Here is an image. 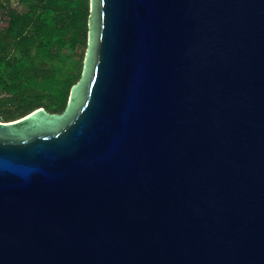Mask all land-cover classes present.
Returning <instances> with one entry per match:
<instances>
[{
	"label": "water",
	"instance_id": "1",
	"mask_svg": "<svg viewBox=\"0 0 264 264\" xmlns=\"http://www.w3.org/2000/svg\"><path fill=\"white\" fill-rule=\"evenodd\" d=\"M0 264H264V0H90L64 110L0 120Z\"/></svg>",
	"mask_w": 264,
	"mask_h": 264
},
{
	"label": "trees",
	"instance_id": "2",
	"mask_svg": "<svg viewBox=\"0 0 264 264\" xmlns=\"http://www.w3.org/2000/svg\"><path fill=\"white\" fill-rule=\"evenodd\" d=\"M13 2L0 0V120L60 113L81 76L90 0Z\"/></svg>",
	"mask_w": 264,
	"mask_h": 264
},
{
	"label": "rangeland",
	"instance_id": "3",
	"mask_svg": "<svg viewBox=\"0 0 264 264\" xmlns=\"http://www.w3.org/2000/svg\"><path fill=\"white\" fill-rule=\"evenodd\" d=\"M14 2H13V4L15 5V6H17L18 8H21L22 7V4H18L17 5V0H13ZM75 58L74 59H72V63H75Z\"/></svg>",
	"mask_w": 264,
	"mask_h": 264
}]
</instances>
